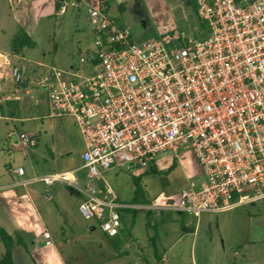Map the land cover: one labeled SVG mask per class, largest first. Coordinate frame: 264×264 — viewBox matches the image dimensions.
<instances>
[{"label":"built area","instance_id":"obj_1","mask_svg":"<svg viewBox=\"0 0 264 264\" xmlns=\"http://www.w3.org/2000/svg\"><path fill=\"white\" fill-rule=\"evenodd\" d=\"M71 2L85 5L95 35L80 63L99 66L97 73L7 62L15 83L45 89L58 114L74 118L85 145L80 168L37 180L73 186L83 196L79 213L111 238L128 207L99 192L96 180L111 167L150 168L156 156L191 151L203 178L168 209L195 218L264 199V0H194L196 37L168 32L139 44L103 0ZM19 139L36 144L28 133Z\"/></svg>","mask_w":264,"mask_h":264},{"label":"rangeland","instance_id":"obj_2","mask_svg":"<svg viewBox=\"0 0 264 264\" xmlns=\"http://www.w3.org/2000/svg\"><path fill=\"white\" fill-rule=\"evenodd\" d=\"M71 3L61 1L54 15L40 19L29 36L35 44L30 48L14 47L20 26L11 16L8 0H0V51L13 62L23 59L42 73L52 67L84 76L97 73L99 66L80 63L95 41L86 7ZM106 12L129 30L137 44L167 32L196 37L202 30L194 0H112ZM13 89L9 86L3 98H10ZM28 90H18V109L10 108L19 111L17 119L9 113L0 116V180H11L8 164L27 167L29 161L41 163L42 156L55 157L61 170L82 164L85 145L74 118L60 116L45 89L32 83ZM21 133H37V146L23 147ZM202 176L191 151L156 156L150 168L122 165L101 171L98 187L104 177V184L113 188L124 205L144 207L120 209L127 229L118 238L119 251L99 228L92 230V225L97 226L94 220L79 213L82 194L56 182L52 189L62 193L63 201L55 197L49 203L53 213L45 218L63 256L62 264H161L162 257L168 264H264V199L225 212L203 213L199 218L168 209L178 205L182 189L191 181L199 183ZM60 203L68 213L66 219L59 211ZM148 204L160 209H147ZM2 250L0 240V256ZM17 262L32 264L23 252Z\"/></svg>","mask_w":264,"mask_h":264},{"label":"crops","instance_id":"obj_3","mask_svg":"<svg viewBox=\"0 0 264 264\" xmlns=\"http://www.w3.org/2000/svg\"><path fill=\"white\" fill-rule=\"evenodd\" d=\"M61 1L63 2V0H8V4L11 16L18 26H20L19 28L23 29L26 34L31 37L32 31L35 30L40 19L54 15L56 11V4L57 2L60 3ZM103 1L106 11L109 10L112 0ZM0 55L4 57V62L0 61V63L8 65V60L12 61V59L7 54H4L3 51H0ZM18 90L23 89H13L10 91V98L14 99V106L17 109L18 103L15 100V97ZM13 113L14 116H10L11 119H17L15 117L19 115V111L16 110V112L13 111ZM30 134L33 135L34 138L39 137L37 133ZM36 146L37 143L34 146L28 147ZM81 165L69 170H61L58 167L57 160L53 156L49 157V159L46 156H42L41 163H32L29 161L27 167L18 165L17 168H15L11 164H8V173L11 180H0L3 181L0 183V228L9 234L15 241L12 249L14 264H18L17 255H19L20 252H23L26 256H28L32 264H62L63 256L53 240V234L48 227V221L46 220L45 215L46 217H49L53 213V209L49 203L54 201L55 197L63 201V196L62 193L58 191V189H52L56 182L51 185H47L37 179L52 173L74 171L80 168ZM20 167L24 170L23 174H18L16 172V170ZM80 172L76 173L79 179L82 178L79 175ZM99 180L104 184V177ZM59 184L70 187L72 192L77 191L69 184L62 182H59ZM103 184L99 185V192L104 193L105 190L108 189L116 196L113 188L108 183H105L104 185ZM117 199L120 203L125 204L121 202L118 197ZM62 205L63 203H60L58 206L59 211L65 215L63 219H66L69 216ZM141 207L143 206L136 204L135 206L128 205V207L123 209ZM150 207L156 206L148 204L145 208L151 210ZM121 222L122 227L120 235L122 232H124V230L127 229L122 215ZM91 228L92 230H96L97 226L92 225ZM44 232H48L50 234V244L46 243L47 239L44 237ZM105 236L107 239H115L108 237L107 235ZM119 236L117 238H119ZM2 249L3 253V243ZM160 261L162 262L161 264H168L164 257H162Z\"/></svg>","mask_w":264,"mask_h":264},{"label":"trees","instance_id":"obj_4","mask_svg":"<svg viewBox=\"0 0 264 264\" xmlns=\"http://www.w3.org/2000/svg\"><path fill=\"white\" fill-rule=\"evenodd\" d=\"M60 3L57 2L56 9L59 8ZM24 47L28 46L30 48L34 47L35 44L32 42L30 37L26 34V32L20 28V34L16 37L14 47ZM16 51H14V54ZM13 86L14 89H27L28 84H17L15 83L9 73L8 65L0 63V99L3 98V93L9 89V86ZM4 99V98H3ZM14 106V99L13 98H6L4 99V103L0 105V115L4 116L7 112L10 114L11 117L14 116L13 111H10V108ZM141 188L139 184L136 187V193H140ZM118 237V236H117ZM115 237V239H110L111 244L114 250L119 251L121 241ZM0 240L4 246V252L0 257V264H14L13 257H12V249L14 246V239L7 234L2 228H0ZM160 260V258H159Z\"/></svg>","mask_w":264,"mask_h":264},{"label":"water","instance_id":"obj_5","mask_svg":"<svg viewBox=\"0 0 264 264\" xmlns=\"http://www.w3.org/2000/svg\"><path fill=\"white\" fill-rule=\"evenodd\" d=\"M0 61L4 62V57L0 55Z\"/></svg>","mask_w":264,"mask_h":264}]
</instances>
